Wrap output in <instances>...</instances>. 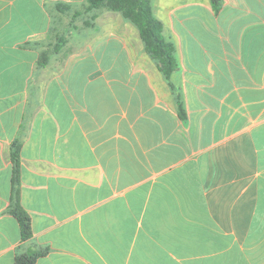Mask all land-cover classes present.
Listing matches in <instances>:
<instances>
[{"label":"crops","instance_id":"1","mask_svg":"<svg viewBox=\"0 0 264 264\" xmlns=\"http://www.w3.org/2000/svg\"><path fill=\"white\" fill-rule=\"evenodd\" d=\"M85 5L0 0V264H264V0H151L168 80L131 22Z\"/></svg>","mask_w":264,"mask_h":264},{"label":"trees","instance_id":"2","mask_svg":"<svg viewBox=\"0 0 264 264\" xmlns=\"http://www.w3.org/2000/svg\"><path fill=\"white\" fill-rule=\"evenodd\" d=\"M215 13L220 10L221 0H209ZM57 10L65 12L68 5L58 3ZM105 8L110 11L119 12L121 16L131 22L139 31L145 51L157 61L159 69L168 80L170 74L176 68L175 48L173 43L166 41L162 36V23L152 13L151 0H86L85 9ZM65 41L64 36H58L53 44V50H59ZM48 60V51H43L39 56V63L44 65ZM178 105V114L185 118V112L182 106L180 96H176ZM11 161L12 170V197L9 211L18 220L21 239L26 240L31 236L30 219L26 211L22 208L18 198V179H19V145L12 144ZM43 251H27L20 253L15 257V264H35L38 256Z\"/></svg>","mask_w":264,"mask_h":264},{"label":"rangeland","instance_id":"3","mask_svg":"<svg viewBox=\"0 0 264 264\" xmlns=\"http://www.w3.org/2000/svg\"><path fill=\"white\" fill-rule=\"evenodd\" d=\"M98 9H101V8H98ZM105 9V8H104ZM201 22H203V20L201 21ZM190 25H193V23H189ZM202 24V23H201ZM131 25H133V24H131ZM195 25H199V24H195ZM133 28H135L134 27V25H133ZM136 29V28H135ZM203 39H207V38H209L210 37V35H209V33H205L204 35H203Z\"/></svg>","mask_w":264,"mask_h":264}]
</instances>
